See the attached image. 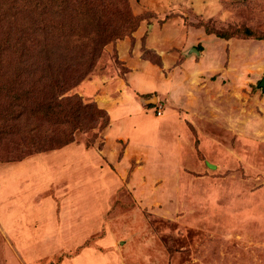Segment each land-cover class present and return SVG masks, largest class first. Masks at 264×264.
Segmentation results:
<instances>
[{"label": "rangeland", "instance_id": "rangeland-1", "mask_svg": "<svg viewBox=\"0 0 264 264\" xmlns=\"http://www.w3.org/2000/svg\"><path fill=\"white\" fill-rule=\"evenodd\" d=\"M98 21L123 33L59 96L83 106L0 121V264H264V41L237 34H264V0H96ZM201 25L232 35L212 81L171 102L124 87L144 63L169 76Z\"/></svg>", "mask_w": 264, "mask_h": 264}, {"label": "trees", "instance_id": "trees-1", "mask_svg": "<svg viewBox=\"0 0 264 264\" xmlns=\"http://www.w3.org/2000/svg\"><path fill=\"white\" fill-rule=\"evenodd\" d=\"M2 11L0 97L7 98L9 106L0 108V121L30 118L51 122L53 115H58L60 123L69 120L72 112L67 109L83 104L69 95L59 96L88 75L104 47L123 31L108 23H96V0H34L13 3ZM202 27L208 34L232 38L231 34ZM237 34L264 40V34L254 36L248 28ZM29 101L32 106L28 109L25 104Z\"/></svg>", "mask_w": 264, "mask_h": 264}, {"label": "crops", "instance_id": "crops-1", "mask_svg": "<svg viewBox=\"0 0 264 264\" xmlns=\"http://www.w3.org/2000/svg\"><path fill=\"white\" fill-rule=\"evenodd\" d=\"M190 27L194 30L193 33H189L187 35L185 34V36H182L180 38V42L175 43L176 46L179 47V48H174V50L177 49L175 51L177 53V58H176L177 60H175L177 64L176 66L172 68L169 76H166L164 72L158 66H155L150 63H147V64L144 63L145 64L144 66H148V70H143L140 72L137 70H133V71H130L129 73L127 72L125 74L126 80L122 79V82L126 83V85L124 84V87L126 88L129 86L128 88L131 89V90H128L129 92L136 91V92H141V93H146V94L150 92V90H153L156 88L159 93L166 94V97L170 93V95L172 96L171 97L172 99L177 96L183 97L184 93H196L195 91L194 92L191 91V89L188 86V82L190 78L193 76H197L199 79H202L203 81L210 78L212 81L214 73L217 72L215 71V69L216 70L218 69L219 63L215 64L216 62L212 60L213 58L207 59L205 57V54L209 51V54L212 57H214V53H212L211 51V49L213 48L211 47L212 41H214V43L216 44H221L223 46V43L228 42L229 40L222 39L213 33L208 34L202 26H190ZM147 37L148 39L150 38L149 34ZM129 40L132 43L131 39ZM125 41H126V38L118 40V42L114 43L113 48L117 52V55L123 58L122 59L121 57L120 58L117 57L118 59H120L122 65L131 66L132 64H130L128 60H126V57L120 54V51L118 50L121 42L124 43ZM258 42H261V41H258ZM148 43H149V40H148ZM193 47L198 49L199 54L195 52H190ZM164 62L167 63L165 58H164ZM220 77L221 76L219 75V78ZM203 85L204 84H202L201 86ZM171 99L168 96V100L170 102H171ZM182 104H184L183 101L181 102V105ZM67 148L68 147H66V149L60 152H65ZM55 156H58V155H55ZM65 156L67 157L68 153H66Z\"/></svg>", "mask_w": 264, "mask_h": 264}, {"label": "water", "instance_id": "water-1", "mask_svg": "<svg viewBox=\"0 0 264 264\" xmlns=\"http://www.w3.org/2000/svg\"><path fill=\"white\" fill-rule=\"evenodd\" d=\"M190 52H195V53L199 54L198 49L195 48V47H193V48L191 49ZM258 87L261 88V90L264 92V77H263V78L260 80V82L258 83ZM153 100H154V99H153Z\"/></svg>", "mask_w": 264, "mask_h": 264}, {"label": "built area", "instance_id": "built-area-1", "mask_svg": "<svg viewBox=\"0 0 264 264\" xmlns=\"http://www.w3.org/2000/svg\"><path fill=\"white\" fill-rule=\"evenodd\" d=\"M162 105H158V108H157V114L158 115H161L162 114Z\"/></svg>", "mask_w": 264, "mask_h": 264}]
</instances>
